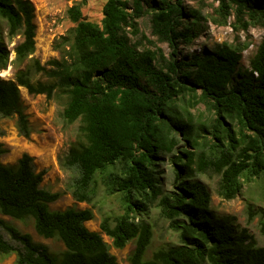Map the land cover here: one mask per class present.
<instances>
[{"label":"trees","instance_id":"obj_1","mask_svg":"<svg viewBox=\"0 0 264 264\" xmlns=\"http://www.w3.org/2000/svg\"><path fill=\"white\" fill-rule=\"evenodd\" d=\"M87 1L67 8L75 24L71 35L55 43L59 57L41 64L29 57L35 48L32 3L0 0V70L9 63L5 39L19 35L13 62L27 60L12 79L0 77V118L16 116L18 132L28 137L19 87L63 99L62 120L78 127L58 164L71 174L74 199L93 204L100 194L113 203L99 228L116 248L133 240L129 264H264V246L229 215L213 213L206 186L195 178L215 175L223 199L235 197L247 181L260 179L264 188V32L243 67L248 39L185 50L206 28L201 0H105L99 23L83 18ZM213 1L215 24L227 25L232 17L236 32L264 29V0ZM145 18L154 39L141 31ZM36 74L46 80H33ZM197 105L211 118L194 121L189 109ZM5 151L0 142V155ZM166 154L173 163L170 190L158 176ZM45 172L34 170L26 152L14 164L0 162V213L32 218L38 235L60 240L64 249L52 252L0 218V254L14 253V264H117L100 232L85 226L91 208H49L60 192L41 187ZM150 204L178 243L143 259L153 234Z\"/></svg>","mask_w":264,"mask_h":264},{"label":"rangeland","instance_id":"obj_2","mask_svg":"<svg viewBox=\"0 0 264 264\" xmlns=\"http://www.w3.org/2000/svg\"><path fill=\"white\" fill-rule=\"evenodd\" d=\"M34 7L33 22L35 24V48L29 57L36 58L41 64L54 57H59V52L55 48L62 36L71 35L74 23L66 14L67 8L79 0H29ZM105 0H89L82 7V16L86 20L99 23L102 17L101 8ZM194 5V1H188ZM202 12L206 17V28L201 37L191 45L186 51L197 50L200 45L211 46L214 43L223 41L231 42L235 39L249 40V46L242 51L239 64L248 66L249 58L252 56L264 29L259 26H250L246 31H235L227 25H217L211 20L213 9L217 2L213 0H201ZM141 31L150 39H154L149 33L148 20L140 21ZM20 39L17 35L8 40L10 48L9 63L6 68L0 70V77L12 79L18 68L24 67L27 60L20 65L13 62L14 51L12 49L16 41ZM165 51L168 48L165 44H160ZM46 80L45 76L36 74L33 78ZM21 102L24 112L27 115L30 134L24 137L18 132L16 116L0 118V142L6 151L0 155V162L4 164H14L24 152L32 157V164L35 171L45 169L41 181V187L50 191H59L60 196L49 204L53 210H62L67 207L91 208L93 218L85 222V226L94 231L100 232L102 239L107 243L109 252L116 258L117 264H129L128 255L133 248V240L127 242L124 247L116 248L112 245L111 239L100 231L99 223L104 213L114 210V205L109 198L100 194L95 198V202L87 203L77 201L73 198L68 188L70 182V172L64 171L58 164V157L66 153L71 142L75 140L78 122L67 124L61 118L63 99L57 97L47 98L44 94H30L23 87H19ZM191 117L197 123L211 118V113L207 112L202 105H197L189 109ZM200 133L201 132L200 130ZM184 145L179 143V147ZM184 147V146H183ZM176 153V152H175ZM171 154L164 155L158 167L160 183L164 190H170L173 186L174 173ZM201 183L206 186L210 194V209L216 215H229L234 226L246 227L253 234L258 245L264 246V232L260 230V222L264 221V188L260 179L247 181L243 184L239 194L231 199H223L217 195L215 188L217 177L208 174L196 175ZM251 208L249 210L248 208ZM252 212V218H248ZM147 219L153 223V234L147 246L143 259L150 258L152 252L159 247H167L178 243L177 234L168 228L167 222L159 216L158 208L154 204L148 207ZM0 218L16 226L21 232H27L36 242L45 244L52 252L64 249L62 242L56 238H44L38 235L34 228L32 218L15 219L0 213ZM15 254H0V264H14Z\"/></svg>","mask_w":264,"mask_h":264}]
</instances>
